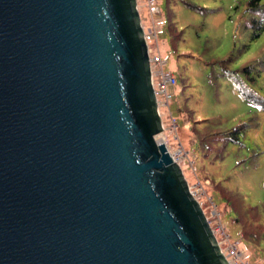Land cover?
Returning <instances> with one entry per match:
<instances>
[{
	"label": "water",
	"instance_id": "water-1",
	"mask_svg": "<svg viewBox=\"0 0 264 264\" xmlns=\"http://www.w3.org/2000/svg\"><path fill=\"white\" fill-rule=\"evenodd\" d=\"M152 77L138 0H0V264H230Z\"/></svg>",
	"mask_w": 264,
	"mask_h": 264
},
{
	"label": "rangeland",
	"instance_id": "rangeland-1",
	"mask_svg": "<svg viewBox=\"0 0 264 264\" xmlns=\"http://www.w3.org/2000/svg\"><path fill=\"white\" fill-rule=\"evenodd\" d=\"M246 1L157 0L162 16L166 20L171 16L178 33L174 46L165 20L157 40L160 56L167 62L165 70L176 78L168 91L173 96L170 112L178 130L176 134L166 131V142L173 152L180 143L188 153L182 169L190 187H203L199 196L211 225L224 224L233 241H240L248 264H264V73L253 86L251 78L259 67L247 69L259 66L264 56V18L253 17ZM140 13L148 31V11L141 8ZM150 47L152 55H157L156 43ZM246 82L257 93H250L253 100L243 94V89L248 91ZM167 112L162 110L166 128ZM189 117L194 125H210L213 123L206 120H211L225 131L244 127L241 143L224 144L219 146L221 154L203 158L197 138L206 143L202 138L214 131L206 128L204 136L196 138L190 131ZM210 177L225 191H214ZM236 218L241 224L259 219V223H252L263 228L259 243L245 238Z\"/></svg>",
	"mask_w": 264,
	"mask_h": 264
},
{
	"label": "built area",
	"instance_id": "built-area-1",
	"mask_svg": "<svg viewBox=\"0 0 264 264\" xmlns=\"http://www.w3.org/2000/svg\"><path fill=\"white\" fill-rule=\"evenodd\" d=\"M138 8L139 10L141 8H144L148 11L149 19L151 21L150 27L148 31L145 29V38L148 43L149 47V53L151 57V64H152V72H153V86L155 89L157 101H158V107L159 112L162 116V110H167L169 114V123L168 128L165 127V131L163 134L159 135L157 137V140H161L162 143H165L166 146L169 149V152L173 159L182 167L183 164L186 163V157L188 153H186L185 149L181 146V144H178V148L175 152H173L164 137L166 131H170L173 134H176L175 132L178 130V123L175 119H173L171 115V105H172V94L168 91V86L175 85L176 84V78L173 76L172 73H169L165 70V65L167 64L166 61H163L160 56L159 51V45H158V33L162 29L163 24L165 23V17L162 16V11L160 7L158 6L157 0H138ZM156 43V49H157V55H152V47H150V44ZM163 118V117H162ZM174 140L178 142V138L176 135H174ZM203 187L195 188L191 187V191L194 194L195 198L201 203L202 201L199 196L200 192L202 191ZM208 218V217H207ZM209 223L211 225V220L208 218ZM214 234L216 235L219 244L221 246V249L230 262V264H248L245 261L244 253L240 249V241H233L232 236L230 234V231L224 226V224L219 223L218 226L213 227L211 225ZM218 235L222 236V239L220 240L218 238Z\"/></svg>",
	"mask_w": 264,
	"mask_h": 264
},
{
	"label": "trees",
	"instance_id": "trees-1",
	"mask_svg": "<svg viewBox=\"0 0 264 264\" xmlns=\"http://www.w3.org/2000/svg\"><path fill=\"white\" fill-rule=\"evenodd\" d=\"M246 2H247V10L249 12H251V15H254L253 17L256 18V16H262L264 18V0H247ZM255 18L252 19L254 22H255ZM166 22L168 25L167 31L172 36L173 45L175 46V42L178 39V33L175 32V30L173 28V20H172L170 15L167 16ZM263 29H264V27H263ZM255 36L257 37V36H259V34H256ZM256 66L257 65H249V67H247V69L249 68L250 71L254 70L253 68L258 69V67H259L256 75H254L251 78V84L253 86H257L259 78L264 73V56L260 62V65L257 67ZM252 85L250 87L248 85V82H246V86L248 87V91L246 89L242 90L244 92L243 94L248 99L250 98V100H253L252 97L250 96V93H252L253 95H255V93H256V92L254 93L255 89ZM206 121L210 122V123L212 122L213 124L208 125V124L204 123L203 125H194L192 118L189 117V124L191 125L190 131L193 134H195L196 138H197V135L203 137L204 136L203 131H206L207 130L206 128H210L212 131H214V133H211L208 131L206 133V136H204V138H202V140H204V141L206 140V143H202L199 140V138H197L198 144L200 146V153H202L203 158H205V156L209 158L211 154L215 155V153L221 154L222 150H221V148H219V146H223L224 144H228V143L239 144V143H241L240 142L241 141V139H240L241 138V132H243L244 127H241L239 129L233 130V131H225V130H222L221 128H219L218 123L213 122L211 120H206ZM209 140H210V142H208ZM210 180H212V182H213V187L216 188L214 191H220V189H222L221 185L220 186L216 185L215 181L211 177H210ZM222 191L224 192L225 190L222 189ZM224 198H227V194H226V197H224ZM236 220L238 221L239 225H241V228L243 229V232L246 235L245 238L249 242H255V243L260 242V240H261V234L260 233L263 232V228L262 227L259 228L257 225L253 226V224H252V223H255V224L259 223L258 218L251 221L250 223H244L243 222V224L240 223V220L238 218H236Z\"/></svg>",
	"mask_w": 264,
	"mask_h": 264
},
{
	"label": "bare ground",
	"instance_id": "bare-ground-1",
	"mask_svg": "<svg viewBox=\"0 0 264 264\" xmlns=\"http://www.w3.org/2000/svg\"><path fill=\"white\" fill-rule=\"evenodd\" d=\"M158 142H159V143H162L161 140H160V141L158 140Z\"/></svg>",
	"mask_w": 264,
	"mask_h": 264
}]
</instances>
